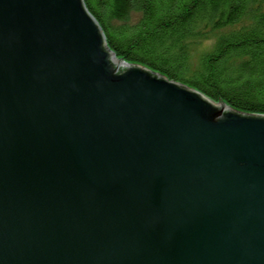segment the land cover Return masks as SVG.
I'll return each mask as SVG.
<instances>
[{
  "label": "water",
  "instance_id": "1",
  "mask_svg": "<svg viewBox=\"0 0 264 264\" xmlns=\"http://www.w3.org/2000/svg\"><path fill=\"white\" fill-rule=\"evenodd\" d=\"M0 264H264V114L0 0Z\"/></svg>",
  "mask_w": 264,
  "mask_h": 264
},
{
  "label": "trees",
  "instance_id": "2",
  "mask_svg": "<svg viewBox=\"0 0 264 264\" xmlns=\"http://www.w3.org/2000/svg\"><path fill=\"white\" fill-rule=\"evenodd\" d=\"M83 1L118 58L264 114V0Z\"/></svg>",
  "mask_w": 264,
  "mask_h": 264
},
{
  "label": "rangeland",
  "instance_id": "3",
  "mask_svg": "<svg viewBox=\"0 0 264 264\" xmlns=\"http://www.w3.org/2000/svg\"><path fill=\"white\" fill-rule=\"evenodd\" d=\"M132 19L134 20L135 18L133 17ZM208 45H209V42H208V41H203V42L201 43V45H199V46L197 47V50H196V47H195L194 49H192V51H193V52H198V51L202 50L204 47H206V46H208Z\"/></svg>",
  "mask_w": 264,
  "mask_h": 264
}]
</instances>
